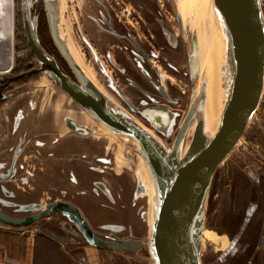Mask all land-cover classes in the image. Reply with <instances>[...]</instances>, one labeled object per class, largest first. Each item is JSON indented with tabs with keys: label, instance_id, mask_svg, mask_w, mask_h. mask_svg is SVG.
<instances>
[{
	"label": "rangeland",
	"instance_id": "374dc122",
	"mask_svg": "<svg viewBox=\"0 0 264 264\" xmlns=\"http://www.w3.org/2000/svg\"><path fill=\"white\" fill-rule=\"evenodd\" d=\"M117 1L120 0H59L63 36L70 52L96 86L144 124L149 125L140 111L148 105H161L174 111L176 117L169 135H162L163 140L172 145L189 109L192 90L198 88L208 60L211 65V57L214 55L217 43L215 34L219 23L216 21L213 0H132L138 12L136 14L133 10V17L136 18L132 19V23L125 22L118 16L117 8L120 6L115 5ZM20 4L21 0H14V64L17 43L27 40L23 34L22 16V25L16 20V14L19 20ZM43 6L42 0H38L32 9L33 13L39 15L40 39L55 55L60 66L73 77L51 40ZM137 19L139 23L135 22ZM193 33L197 34L201 51V70L196 81L191 79L188 67ZM7 72L0 74L11 73L9 70ZM208 73L209 68L205 76ZM17 91V95L6 101L2 109L8 131L4 132L0 128L4 139L0 145V175L6 173L3 170L6 165L11 167L17 160L13 180L20 182L25 191L36 190V201L43 204L68 199L75 193V187L83 189L80 185L86 187L91 181L92 195L112 199L108 183L121 186L131 184L128 192H134L136 197L141 196L140 201L145 202V206L139 205L138 200V205L133 208L136 211L139 206H143L148 220V227L140 221L147 227L145 233L139 231L134 235L148 236L153 203L151 177L143 157L133 146V140L113 133L81 108L45 72ZM262 99L263 102L243 137L213 176L205 209L202 264H213L212 258L220 257L218 254L222 252L219 245L226 246L228 221L242 208L243 194L251 196L258 193L256 189H252L253 181L257 179H262L259 190L263 200L261 213L264 211V159L256 156L257 151L264 152V118L259 116L264 108V94ZM67 118L87 127L89 132L73 131L66 125ZM194 126L189 130L184 148L192 138ZM76 136L80 138L78 143L81 146L74 147L76 153H72L70 157L67 150H62L64 146L72 148L75 143L70 139ZM22 141L26 145L22 154H18V146ZM94 150L97 153L91 158L88 151ZM4 158L5 163L2 162ZM97 181L104 182L107 190H99ZM139 185H143V192L138 191ZM4 188V191H0V200L9 198L8 200L15 202L26 201V197L13 188L12 184L6 183ZM7 192L12 194L7 195ZM111 209L120 214V209L115 205ZM16 217L23 216L19 214ZM116 223L111 225L119 226L118 231L97 228L98 236L119 239L131 235L126 222ZM66 224L69 225V222L64 215L53 212L35 223L18 227L20 232L32 228L33 234L37 235L44 232V227L51 226L60 230ZM74 227L72 224L73 230ZM65 230L68 231V228ZM263 234L264 227L257 236L261 237ZM257 236H248L246 233L244 242L253 241ZM74 240L79 241L76 237ZM215 241L219 245L212 246ZM240 243L237 241L235 247L229 250L232 256L221 257L222 262L219 264H236L234 259H237L242 249ZM140 250L145 253L150 264H155L147 248ZM259 252L261 260L255 259L252 264H264V252L262 249Z\"/></svg>",
	"mask_w": 264,
	"mask_h": 264
},
{
	"label": "water",
	"instance_id": "95a60500",
	"mask_svg": "<svg viewBox=\"0 0 264 264\" xmlns=\"http://www.w3.org/2000/svg\"><path fill=\"white\" fill-rule=\"evenodd\" d=\"M38 0H21V16L28 45L36 58L35 69L22 72L18 78L45 72L81 108L98 119L113 133L132 139L133 146L143 157L149 170L153 192L152 221L148 236L113 239L102 238L94 232L76 205L66 200L48 204L37 203L26 210L37 209L24 217H13L0 209V219L14 225H29L60 212L70 221V237L98 247L114 250L147 248L155 264H202L204 217L213 176L225 158L239 143L249 123L263 102L264 94V9L262 0H213L214 12L224 42L223 79L226 87L223 108L215 125L207 126L205 115L207 83L203 73L197 89L192 90L189 109L183 118L172 145L163 136L176 117L170 108L148 105L141 109L147 124L125 107L102 92L76 63L68 50L60 27L59 0H42L52 41L69 66L73 77L65 72L57 58L42 44L39 36V15L32 12ZM0 4V61L6 33L2 25ZM198 37L193 34L189 57L191 79L199 71ZM10 81V78L8 82ZM66 125L79 133L88 128L72 119ZM195 123L192 138L184 148L186 135ZM12 172L0 175L8 179ZM96 185L106 191V185ZM139 192L144 191L139 185ZM8 195H11L7 192ZM43 210L39 211L40 209ZM74 225L75 230L71 228ZM104 228L118 231L119 226ZM62 242L61 234L42 228ZM29 234V232H27Z\"/></svg>",
	"mask_w": 264,
	"mask_h": 264
},
{
	"label": "crops",
	"instance_id": "0c3cea01",
	"mask_svg": "<svg viewBox=\"0 0 264 264\" xmlns=\"http://www.w3.org/2000/svg\"><path fill=\"white\" fill-rule=\"evenodd\" d=\"M262 2L264 6V0H262ZM259 113L260 118H264V108ZM257 136L260 138V135L257 134ZM70 140L75 144L71 146L72 148L64 146L62 152L67 150L69 153L67 155L72 157V153H76L74 147H79L81 144L78 143L80 138L77 136ZM258 144L260 145L259 142ZM261 149L262 148L259 147V150ZM62 152H60V154H62ZM88 153H90L88 155L93 158V154L97 152L94 150L92 152L88 151ZM261 154L264 155V152ZM72 161L73 160L71 159L70 162ZM7 166L8 165L4 167V172L9 170L10 166H8V168ZM15 174L16 173H13L8 179H0V191L1 186L8 183L12 184L13 188L19 190L20 194L37 200V191H25V189H22L21 183L13 180ZM261 181L262 179L260 181L259 179L255 180V182L258 183L253 181L252 189H256L258 193H256V195L253 193L251 196H249V194H246L247 196L243 194L242 208L234 213L232 220L229 219V225L228 228H226V246L223 247L222 244L219 245L218 241H215V243L213 242L214 244L212 246L219 245V250L222 252L218 254L220 257H216L213 264L221 263V257L227 255H230L231 257L232 254L229 253V250H231L232 247H235L237 241H244V234L247 233L248 236L251 234L257 236L260 231V228L258 227H261V225L264 227V211L261 213L263 200L259 190L261 187ZM91 184L92 181L90 185L86 187L80 185L83 189L79 188V186L75 187V193L70 198L64 200L71 202L78 207L94 232L97 233V228L105 231H113L112 229L104 228V226L117 224L116 222L123 221L129 226L128 230L130 231V234L139 231L145 233V229L148 227V220L145 213L146 209L143 208V206H139L135 211V208H133V206L138 205V200L140 201L141 196L136 197L134 192H128L131 184L121 186L120 183V185L106 183L113 195V199L111 197L101 198L92 195V192L90 191ZM98 188L103 191L102 188ZM85 189H87V192H84ZM79 190L82 192H79ZM93 193L96 195L101 194L100 192L98 194L95 192ZM112 205H115L120 209V214L112 211ZM139 205L145 206V202L140 201ZM117 219H121V221H117ZM140 221L147 227L143 226ZM63 227L64 226H61L60 230L51 226L45 228H49L51 231L61 234L67 239V242H62L45 231L35 235L33 234L34 229L32 228H28V230L32 231L30 235L27 234V230L20 232L18 226L11 225L0 219V264H150L144 256L145 253H142L141 250H114L88 244L85 241H77L74 240V237H70ZM77 234L79 233L77 232ZM259 238L260 236H257L254 240H260ZM260 245L261 244L259 243L258 249L261 248ZM249 260H247L246 264H252ZM234 261H236V264H245V260L240 258V255L237 259H234Z\"/></svg>",
	"mask_w": 264,
	"mask_h": 264
},
{
	"label": "bare ground",
	"instance_id": "6f19581e",
	"mask_svg": "<svg viewBox=\"0 0 264 264\" xmlns=\"http://www.w3.org/2000/svg\"><path fill=\"white\" fill-rule=\"evenodd\" d=\"M0 4L2 7L1 8L2 25L4 28V32L6 33V40H5L4 46L2 48L3 54L1 57V61H0V73H6L8 70L9 71L12 70L13 64H14V54H15L14 42H13L14 0H0ZM216 21L218 22L217 17H216ZM215 37L217 38V43H216V46H215L214 51H213L214 55H213V57H211V65H210V61L208 60L207 68L205 71V74H206L208 71V68H209V73L207 74V76L204 75V80L207 83V85H206L207 86V88H206L207 100H206L205 115L207 117L206 122H207L208 127H211V125L216 124L219 116L221 115L224 97L226 95V87H225V84H223L224 83V79H223L224 72L222 70L223 69L222 63L224 61L223 59H225L224 58L225 57L224 56L225 48H224V42H223L222 36H221L220 25H219V28L217 29ZM198 46H199V54H198V63H199L198 76H199V73L201 70V51H200L199 39H198ZM68 50H69V48H68ZM69 52H70V50H69ZM191 53H192V48H191ZM70 54L72 55L71 52H70ZM72 57L76 61V59L74 58L73 55H72ZM76 63L78 64L77 61H76ZM82 70L84 71L83 68H82ZM86 75L89 77V75L87 73H86ZM193 125H195V123L192 124V126ZM190 128H189V130H190ZM189 130H188V133L186 135V138L189 135ZM152 215H153V212H152ZM151 221H152V219H151Z\"/></svg>",
	"mask_w": 264,
	"mask_h": 264
},
{
	"label": "flooded vegetation",
	"instance_id": "af4514ba",
	"mask_svg": "<svg viewBox=\"0 0 264 264\" xmlns=\"http://www.w3.org/2000/svg\"><path fill=\"white\" fill-rule=\"evenodd\" d=\"M115 5H119L120 6V8H117V11H118V14H119V15L118 14L117 15L120 18H122L123 21L132 23L133 22L132 19L136 18V17H133L134 16L133 15V10L136 12V14H138V12L136 11L134 2L132 0H120V1H117ZM137 18H139V17L137 16ZM135 22L139 23L138 19L135 20ZM192 41H193V35H192ZM189 57H190V55H189ZM189 57H188V67H189ZM154 62H156V60H154ZM13 68H12V70H13ZM12 70L10 71L11 73L8 74V75L0 74V123H1L0 124V128H1V130H4V132L8 131V124H7V121L5 119V114H3L4 111H2V109L4 107V104L6 103V101H9L10 99H12L14 96L17 95V94L15 95V92L18 90V88L26 87L30 83V82L29 83L26 82V83H23V84H17L20 79H25L27 77L18 78L16 80H14L13 77L18 76L22 72L15 73ZM189 71H190V68H189ZM7 73H9V72H7ZM190 76H191V72H190ZM9 78H10V81L8 82ZM51 129H52V126H51ZM3 140L4 139L2 138V135L0 134V145H1V142ZM25 145H26L25 141H22L19 144V146H18V154H20V153L22 154V152H23L22 149H23V147H25ZM4 155H5V158H7L6 153ZM256 156L259 157L260 159L261 158L264 159V155H262L258 151L256 152ZM5 158L2 161L3 163H5V161H6ZM16 163H17V160H15L14 163H12V166L8 170L9 172H12V174L15 173V169H16L15 165H16ZM4 189L5 188L2 185L1 186V190L4 191ZM9 193L12 194L11 192H9ZM25 197H26V201H24V202L23 201H21V202L20 201H16L15 202L13 200H8L9 198L8 199L7 198H3V199L0 200V209L2 211H4L5 213L9 214L10 216H13V217H16L19 214L24 217V216L30 215V214H32L34 212H37V209H35V210H33V209L26 210L25 207H32L34 204L41 203V202L40 201L38 202V201H36L34 199H31V198H29L27 196H25ZM43 209L44 208L40 209L39 211H41ZM11 225H14V224H11ZM16 226H18V225H16ZM262 227H263V225H261V227H258V228L261 229ZM29 231H31V230H28L27 232H29ZM245 235L246 234H244V237H245ZM259 239L260 240L258 242H257V240L245 241V242L242 240V242L240 243V245L242 247L241 253H240V257L245 260V264L247 263V260H249V259H250L249 261L251 263H253V260H255V259H260L259 250L262 249V252H264V234L261 235V237ZM259 243L261 244L260 245L261 248L258 250ZM215 259H216L215 257L212 258V261L215 260Z\"/></svg>",
	"mask_w": 264,
	"mask_h": 264
},
{
	"label": "trees",
	"instance_id": "16d2710c",
	"mask_svg": "<svg viewBox=\"0 0 264 264\" xmlns=\"http://www.w3.org/2000/svg\"><path fill=\"white\" fill-rule=\"evenodd\" d=\"M43 5H44V3L42 1V6ZM43 9H44V6H43ZM20 10H21V4H20ZM18 18H19V20L17 19V14H16L17 22L19 23V21H20V24L22 25V22H21V11H19ZM48 30H49V28H48ZM23 34H25V33H23ZM17 35H18V32H17V28H16V38H17ZM50 37H51V35H50ZM24 38L27 39L26 35H24ZM51 40H52V38H51ZM41 42L46 47V49L49 52H51L50 49L46 46V44L42 40H41ZM17 44H18V46H17V49H16V59H15V64H14V68H13L12 71L15 72V73H20V72H24V71H29L31 69H35L38 66V63H37L36 58L33 55L32 51H31V49H30V47L28 45V41L25 40V42H24L22 40V41H20V44L19 43H17ZM21 48H24V49H21ZM40 74L41 73H37V74L31 75V76H29V77H27L25 79H20L17 84H23V83H26V82H28V83L32 82L33 80H36V78H38Z\"/></svg>",
	"mask_w": 264,
	"mask_h": 264
}]
</instances>
